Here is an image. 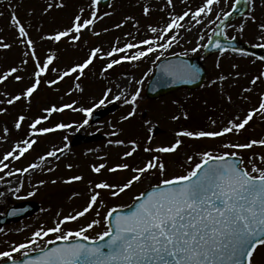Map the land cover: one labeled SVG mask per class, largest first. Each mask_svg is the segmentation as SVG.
Listing matches in <instances>:
<instances>
[{"label":"rangeland","instance_id":"obj_1","mask_svg":"<svg viewBox=\"0 0 264 264\" xmlns=\"http://www.w3.org/2000/svg\"><path fill=\"white\" fill-rule=\"evenodd\" d=\"M28 1L30 2L28 4L24 1L22 2V0H13L10 3L9 0L0 2V13H3V15H0V39L12 46L10 49L0 48V76L9 71L11 67H17L20 71L15 75L23 77V80L19 82L14 79V76L0 82V101H2L0 102V159L14 145L23 140L15 138V133L12 131L17 130L15 123L20 115L25 116V120L22 122V127L19 131L25 128L30 132L29 125L35 118L43 116L51 118L44 111L49 107L48 104L51 103V106H57L74 101L75 107L73 108L75 109L76 106H79L75 102V97L81 96L86 100L83 106L82 104L80 105L81 108H90L104 97V93L108 89H111V92L102 109H114V113L108 114L94 124H90L91 117L85 116L83 112L78 111L79 113L77 114H82L88 120L86 125L80 127L83 124L82 122L79 126L33 136L37 143L25 156L19 160L10 158L9 161H5L9 167L0 172V177H3V179H0V193H3V195H0V216L4 215L5 210L10 205L26 200L36 202L39 205V211L27 220L1 228L3 231L0 232V251L8 250L10 245L25 242L41 225L51 227L58 218L82 210L89 200L91 191L100 193L99 200L102 201V206L98 202L93 210L84 217L67 223L64 226L65 230H75L94 219H98L101 223L94 226L87 234L95 236L97 233L102 232L105 227L104 216L111 208L129 204L134 195L137 196L143 189L158 184L164 178L186 174L195 162H199L198 154L203 151L207 150L214 153L238 151L239 156L243 158L247 167H250L247 163L250 157L254 154H264V147L259 146L245 150L223 147L225 144H243L251 139L264 138V118L259 115L255 116L240 134L230 133L215 139L193 140L181 138L183 143L173 154L144 151L146 147L155 148L174 143L176 139L175 132L180 130H219L229 120L242 117L248 109L258 106L260 95L264 93V79L259 80L253 86L250 85L251 79L255 77L256 71L254 69L256 68L249 64L251 61L244 59L246 56L236 52L203 56V45L207 44L208 36L213 29H216V24L197 25L192 27L191 31H186L191 25L185 23V27L179 32V43H174L161 56V58H165L174 55V53H180L182 56L198 58L207 73L204 85L199 90L193 92L179 90L156 101L147 100L144 89L153 72L154 61H158L156 56L159 54L152 53L138 61H125L118 65L114 71L110 69L103 74H101L102 68H97L96 65L101 60V63L104 64L107 58L95 59L93 64L84 70V74L79 80L76 79L78 74L66 77L62 84L63 86L58 87L55 93L52 87H47L49 85L48 81L54 79V73L51 71L49 75V72H47L42 77V83L40 84L44 88L41 89L39 86L33 95L34 97L30 98L29 102L22 98L21 100L23 101L19 100L9 105L6 102L7 99L21 94L22 90L33 82L35 68V61L30 56L25 57L23 55L24 52L30 53V50L20 42L15 28L11 26V12H16L18 18L23 21L26 30L31 35L29 38L34 41L37 58L39 56L45 59L46 51L50 50V54H56L50 67H55L56 72L61 73L72 65L83 62L84 57L88 56L87 50L90 51L93 47L101 48L102 53L105 55L113 46L123 47L122 43L131 35L136 34L135 43L144 38H152L153 34L147 29L149 24L163 27L169 13L182 14L188 7L195 9L202 2V0H187V4H185L182 3V0H174V8H172L167 6V0H113L107 9L97 13L95 24L91 28L82 31L81 39L83 41L81 43L78 44V41L73 43L71 40H67V42L63 41L62 44L57 42L54 46H51L42 42L41 39L42 36H46L50 32L49 20L53 19V21H56V18L67 14V11L69 13L75 10L76 3L73 0H48L50 4L62 3L65 5V9L60 11L53 10L47 13L42 11L44 8L42 5L38 6L37 3L40 0ZM87 1L91 2V0ZM234 1L221 0L220 4L215 6V11L221 12V18H223L222 12L229 11ZM15 3L18 4L16 8ZM87 3L85 0H79L78 6ZM146 5L151 9V13L148 16L143 13V7ZM246 6L245 14L242 17L224 27L223 36L225 39L235 38L253 46L261 42L259 40L258 24L264 22V3H261V0H253L251 3H246ZM250 12L256 16V23L246 20ZM90 17L88 16V18ZM125 17L134 19H129L125 22ZM208 19L206 17L205 21L207 22ZM210 19L215 20V15H212ZM137 22L138 27H134ZM216 23L218 24L219 21ZM30 24L32 30L28 26ZM117 24H123V27L116 28L115 25ZM241 24L245 25L242 32L239 31ZM34 25L36 30H33ZM113 28L115 30L112 35ZM93 32H99L100 35H93ZM200 35H204L203 40H199ZM116 36L117 40L115 39ZM198 40L200 47L197 52L193 53L191 49L197 47ZM137 50L134 49L132 51ZM185 52L187 55H183ZM100 55L103 56L101 53ZM150 58L153 59L152 63ZM25 59L28 60L27 64L22 63V60ZM217 63L220 65L219 68ZM233 64H237L239 67L233 69ZM261 71H264V67L261 68ZM236 72L240 73L239 78H235ZM220 75H225L228 79L220 81L218 79ZM213 80L216 81L215 84L212 83ZM136 81H142V83L137 84ZM76 84L80 85V89L76 88ZM18 87L19 89H17ZM137 88L140 89V96L135 105V115L129 120H123L122 117L132 110L133 105H125L123 98L114 100V97L123 91L130 99L131 94ZM244 88H251L252 91L246 93L243 91ZM228 96L232 98L231 103L227 99ZM108 101L111 102L109 103ZM12 106L14 109H12ZM31 110L36 113L32 114ZM75 112L77 111H73V109L67 113L63 112L61 116L63 121H57L68 124L66 121L74 120L71 118V114ZM39 113L40 116H38ZM185 114L188 115V119L184 118ZM173 116L180 118L173 120ZM45 120V123L43 121L40 127L51 126L48 119ZM213 121H215V124H213ZM5 129L8 130L7 133H5ZM113 131H117L118 135H111ZM93 133L105 137L100 144L90 143L77 147L70 145L75 135ZM149 136L152 137L150 143L148 140ZM117 139L123 140L124 144L109 143V141ZM132 141L136 142V152L131 157L122 159L124 152L131 150ZM41 148L44 149L42 150ZM60 148H63L64 151L62 153L57 152V157H48L40 168L29 170L23 175H6L9 170L15 172L16 169L27 167L30 163H41L39 160L40 156ZM153 156L159 157L167 165L164 176H160L155 169L150 170L149 175L142 176L140 181L135 182V185L133 184L134 186L126 189L124 193L116 197L111 196L110 191L107 189L94 188L95 183L102 181L120 185L127 182L134 175L130 170L112 173L107 170V167L120 163H128L130 167H140ZM188 156L194 157L193 164L187 162ZM100 163L106 164L107 167L99 174L93 173L91 170L92 166ZM68 165H71V168ZM73 175H81L84 179L70 184L64 183ZM40 181H44V183L40 184ZM52 181H56V183H52ZM90 181L92 182L91 186L89 184ZM17 187L20 188L19 192L10 190ZM29 192L34 194L29 196ZM76 193H79V195H76ZM97 211L100 213L99 216H97ZM57 213L60 214L59 217ZM54 238V235H52L44 239ZM40 246H44L43 241L40 242ZM19 257V253L15 254L16 259ZM254 264H264V246L258 247L254 255Z\"/></svg>","mask_w":264,"mask_h":264},{"label":"snow or ice","instance_id":"obj_2","mask_svg":"<svg viewBox=\"0 0 264 264\" xmlns=\"http://www.w3.org/2000/svg\"><path fill=\"white\" fill-rule=\"evenodd\" d=\"M10 2L11 0H9ZM220 2L221 0H202L201 4L195 9L188 7L182 14L169 13L163 27L153 26L152 24L147 26L148 31L153 34L152 38H144L136 43H125L123 47L113 46L103 56L100 55L101 48L93 47L83 62L76 63L59 73L58 79L48 81L49 86L73 74H78L76 79L79 80L84 74V70L92 65L95 59L108 58L101 74L125 61H138L152 53H159L156 60H160L163 52L170 49L174 43H179V32L185 27V23L191 25L186 31H191L192 27L197 25L216 24V29H213L208 36V44H204L203 47L212 46L224 53L231 47V42L221 44L219 39L213 41V36L224 35L225 21L232 15V11L222 12L223 18H221V12L215 11V6H218ZM244 2L251 3L253 0H244ZM97 3L98 0H92L93 11L90 18L84 19L82 15L78 14L72 20L70 27L54 34L42 36L41 39L60 42L62 38L71 37V42L79 41L82 31L91 28L96 22L95 8ZM182 3L187 4V0H182ZM240 3L241 0H235L231 6L232 9L235 10ZM261 3H264V0H261ZM167 6L174 8V0H167ZM53 7V4H48L45 11ZM55 7H64V5L61 3L55 5ZM81 12H83V9ZM143 13L145 16L150 15V7L144 6ZM0 15H3V13H0ZM212 15H215V20L210 19ZM206 17L209 18L207 22L205 21ZM129 19L134 18L125 17V22ZM246 20L256 23V16L250 12ZM217 21H219L218 24ZM10 23L15 28L20 42L30 50V53L24 52L23 55L25 57L30 56L36 63L33 82L30 86H26L21 94L7 99L6 102L9 105L22 98H31L42 83V77L49 71H57L55 68L50 67L55 58L54 54H49L42 62L37 58L34 41L29 38V32L15 11L10 14ZM115 27L121 28L123 24H117ZM134 27H138V22ZM244 27L245 25L241 24L239 31L242 32ZM258 29L261 42L253 46L264 48V22L258 24ZM93 35L99 36L100 33L93 32ZM203 39L204 35H200L199 40ZM199 40L197 41V47L191 49L193 53L197 52L200 47ZM11 47L10 44L0 39V48L10 49ZM134 49L138 50L133 52ZM174 55L182 54L174 53ZM183 55H187V53L185 52ZM241 55L246 56L248 53L241 52ZM259 59L264 61V57ZM22 63L27 64L28 60H22ZM217 67H220L219 63H217ZM232 67L236 69L239 65L233 64ZM19 71L20 69L17 67H11L9 71L0 76V82L13 76L16 81H22V76L15 75ZM161 71L167 76L186 82L198 76V69L185 61L163 64L161 65ZM239 76L240 73L236 72L235 78H239ZM218 79L225 81L228 77L220 75ZM261 79H264V71L253 77L250 83L255 85ZM136 83L140 84L142 81H136ZM212 83L215 84L216 81L213 80ZM76 88L80 89V85L76 84ZM243 91L247 93L251 92L252 89L244 88ZM110 92L111 89L106 90L104 97L90 108L74 109L72 104H65L62 107L51 106L44 111L50 116L52 113L62 112L67 108L83 112L85 116H91L94 108L105 105ZM139 96L140 89L137 88L131 94L130 99L123 91L114 97V100L123 98L125 105H133L132 110L122 117L123 120H129L135 115V105ZM227 99L231 103V96H228ZM257 115L264 118V93L260 95L258 106L248 109L242 117L229 120L219 130H180L175 132L176 139L174 143L155 148L146 147L144 151L173 154L181 147L183 143L181 138L193 140L215 139L230 133L240 134ZM179 118L178 116L172 117L173 120ZM184 118L188 119V115L185 114ZM45 119H47V116L38 117L30 123L29 137L44 135L73 126L58 123L54 127H40ZM24 120L25 116L20 115L18 117L15 123L17 130L22 127ZM87 123L88 120L85 119L80 127ZM213 124H215V121H213ZM7 131L5 129V133ZM111 135L116 136L118 132L113 131ZM151 139L152 137L149 136V143ZM36 143V139L28 138L14 145L0 159V172L9 167L5 161H9L10 158L19 160ZM109 143L123 145L124 141L117 139L109 141ZM131 144V150L124 152L122 159L131 157L136 152V142L132 141ZM254 146L264 147V138L251 139L243 144H225L223 147L245 150L252 149ZM63 151V148L49 151L46 155L39 157L41 163H30L27 167L16 169L15 172L9 170L6 175H23L29 170L40 168L48 157H57V152L62 153ZM198 155L199 162L194 164V157L188 156L187 162L193 164V166L186 174L164 178L157 185L152 186L146 195L141 193V195L135 197V201L138 202L132 205V210L127 214H118L114 220H110L109 218L118 211L115 207L111 208L104 216V230L95 236H89L87 233L94 226L101 223L98 219H94L75 230H65L64 228L67 223L84 217L93 210L98 202L102 206V201L99 200L100 193L91 191L89 200L82 210L58 218L51 227L41 225L25 242L10 245L8 250L0 251V264H254V255L258 247L264 246V154H254L250 157L247 162L250 167L245 166V161L239 156L238 151L214 153L206 150ZM68 167L71 168V165H68ZM106 167V164L100 163L93 165L91 170L93 173L99 174ZM153 169L160 176H164L167 165L159 157L153 156L140 167H130L128 163L107 167V170L112 173L130 170L134 175L127 182L120 185L102 181L95 183L94 188L107 189L110 191L111 196L116 197L124 193L135 182L140 181L145 173ZM49 170L51 171V169ZM0 179H3V177H0ZM83 179L81 175H73L64 183L70 184ZM43 183L44 181H40V184ZM52 183H56V181H52ZM91 183L90 181V186ZM10 190L19 192L20 188ZM33 194V192L28 193L29 196ZM0 195H3V193H0ZM76 195H79V193H76ZM99 214L97 211V216ZM57 216L59 217L60 214L57 213ZM2 231L3 229H0V232ZM52 235H54V239H44ZM41 241L44 242V246H40ZM57 242H61L60 246L48 247V245H55ZM33 251L38 252V255L30 259H22L19 262L15 258L17 253L21 257H28Z\"/></svg>","mask_w":264,"mask_h":264},{"label":"water","instance_id":"obj_3","mask_svg":"<svg viewBox=\"0 0 264 264\" xmlns=\"http://www.w3.org/2000/svg\"><path fill=\"white\" fill-rule=\"evenodd\" d=\"M109 1L110 0H99V3L102 7H105L109 4ZM245 10H246L245 2L244 0H241V3L236 6V9L232 10V15L229 17L227 21H225V24L233 20L234 18L241 16L245 12ZM216 39H219L221 44L229 43V41H225L222 38V36H219V37L213 36V41H215ZM230 42H231V47L229 48V50L235 49L240 52L248 53L249 55L255 56L257 58L264 57V49L262 48H250L246 46L245 44L238 43L234 40ZM216 51H220V50L212 46H209L205 49L204 54L209 55ZM180 61H185L188 64L195 66V68L198 69V76L195 79H191L190 81L186 82L185 80L174 79L172 76H167L161 71V65L167 64L169 62L178 63ZM204 79H205V70L202 64L198 62V60L185 59V58H168V59L160 61L157 64L155 72L152 75L147 85L146 95L149 98H157L159 96L168 94L180 88L194 90V89L199 88L202 85V83L204 82ZM101 114L102 112H99V113H96L95 116H99ZM94 138L95 137H87V138H84L83 140H78L77 143L91 141ZM148 191L144 192V194L146 195ZM137 202L138 201H135L134 203H137ZM37 210H38V206L34 203H22V204L15 205L14 207L7 210V213L4 218H0V228L4 224L10 223V222H16L24 217H28L34 214ZM130 210H132V206L125 208V209L118 210L109 219L114 220L116 215L127 214ZM60 244L61 242H57L55 245H49L48 247L49 248L57 247V246H60ZM36 255H38V252L32 255H29L28 257H22V259H30Z\"/></svg>","mask_w":264,"mask_h":264},{"label":"trees","instance_id":"obj_4","mask_svg":"<svg viewBox=\"0 0 264 264\" xmlns=\"http://www.w3.org/2000/svg\"><path fill=\"white\" fill-rule=\"evenodd\" d=\"M73 1L76 3L75 8H74L75 10H72L69 13L67 11V14L61 15L58 18H56V21H54L53 26H52L54 30H59V31L65 30L66 28L71 26L72 20L74 19V17L76 15L80 14V15H82V18L86 19L85 16L90 14V12H89L90 10H93L92 9V3L78 6L79 0H73ZM64 7H65V5H64ZM64 7H57L55 10L56 11L64 10L65 9ZM82 9H83V12H81ZM95 11H96V8H95ZM70 15H72V16L70 17ZM99 63H100L99 66H102L101 62H99ZM53 68H55V67H53ZM53 73H54V76H53L54 79H57L58 73L56 71H53ZM58 83H56L52 86V90L54 93H55L56 89L58 90V87H59ZM40 88L42 89L44 87L40 86ZM48 88H51V87H48ZM84 100L85 99L80 97V96L75 97V102H77L78 104H80L81 102H84ZM54 120L55 119H53L52 122Z\"/></svg>","mask_w":264,"mask_h":264},{"label":"bare ground","instance_id":"obj_5","mask_svg":"<svg viewBox=\"0 0 264 264\" xmlns=\"http://www.w3.org/2000/svg\"><path fill=\"white\" fill-rule=\"evenodd\" d=\"M122 86V85H121Z\"/></svg>","mask_w":264,"mask_h":264}]
</instances>
